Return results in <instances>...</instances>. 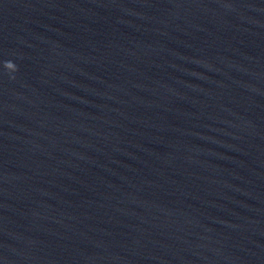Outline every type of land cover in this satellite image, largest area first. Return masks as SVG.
Segmentation results:
<instances>
[{
    "label": "clouds",
    "instance_id": "1",
    "mask_svg": "<svg viewBox=\"0 0 264 264\" xmlns=\"http://www.w3.org/2000/svg\"><path fill=\"white\" fill-rule=\"evenodd\" d=\"M4 67L10 72H14L17 70L16 65L11 61L5 62Z\"/></svg>",
    "mask_w": 264,
    "mask_h": 264
}]
</instances>
